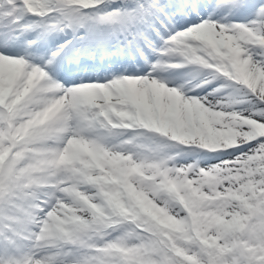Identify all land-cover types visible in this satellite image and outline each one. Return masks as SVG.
Returning <instances> with one entry per match:
<instances>
[{
	"label": "snow or ice",
	"instance_id": "6c2138e0",
	"mask_svg": "<svg viewBox=\"0 0 264 264\" xmlns=\"http://www.w3.org/2000/svg\"><path fill=\"white\" fill-rule=\"evenodd\" d=\"M0 264H264V0H0Z\"/></svg>",
	"mask_w": 264,
	"mask_h": 264
}]
</instances>
